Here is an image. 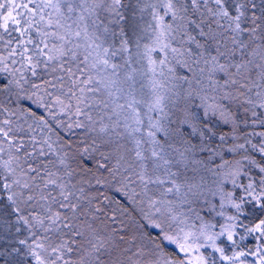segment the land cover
Segmentation results:
<instances>
[{
  "label": "snow or ice",
  "instance_id": "6c2138e0",
  "mask_svg": "<svg viewBox=\"0 0 264 264\" xmlns=\"http://www.w3.org/2000/svg\"><path fill=\"white\" fill-rule=\"evenodd\" d=\"M0 264H264V0H0Z\"/></svg>",
  "mask_w": 264,
  "mask_h": 264
}]
</instances>
